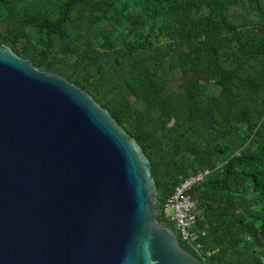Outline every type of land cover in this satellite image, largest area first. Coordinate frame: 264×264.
Segmentation results:
<instances>
[{
	"label": "trees",
	"instance_id": "1",
	"mask_svg": "<svg viewBox=\"0 0 264 264\" xmlns=\"http://www.w3.org/2000/svg\"><path fill=\"white\" fill-rule=\"evenodd\" d=\"M3 44L132 137L159 222L181 176L210 170L191 190L196 238L178 237L183 249L264 264V0H0Z\"/></svg>",
	"mask_w": 264,
	"mask_h": 264
},
{
	"label": "water",
	"instance_id": "2",
	"mask_svg": "<svg viewBox=\"0 0 264 264\" xmlns=\"http://www.w3.org/2000/svg\"><path fill=\"white\" fill-rule=\"evenodd\" d=\"M158 215L151 165L109 112L0 45V264H204Z\"/></svg>",
	"mask_w": 264,
	"mask_h": 264
},
{
	"label": "built area",
	"instance_id": "3",
	"mask_svg": "<svg viewBox=\"0 0 264 264\" xmlns=\"http://www.w3.org/2000/svg\"><path fill=\"white\" fill-rule=\"evenodd\" d=\"M209 171V169H199L194 173L181 176L180 182L174 187L162 207L163 217L175 224L179 238L189 242L191 246H193L192 240L196 238L193 214L196 200L191 194V190L205 178ZM169 207L173 208V214H170ZM198 246L199 243L194 245L195 250Z\"/></svg>",
	"mask_w": 264,
	"mask_h": 264
},
{
	"label": "rangeland",
	"instance_id": "4",
	"mask_svg": "<svg viewBox=\"0 0 264 264\" xmlns=\"http://www.w3.org/2000/svg\"><path fill=\"white\" fill-rule=\"evenodd\" d=\"M211 90H214V88L211 87ZM169 212H170V214H173V212H174L173 208L169 207ZM165 220H168V219H166V218L163 217L162 220H161V223L165 224ZM168 226L171 227L176 232V234H178V231L175 228V224L174 223L173 224H170Z\"/></svg>",
	"mask_w": 264,
	"mask_h": 264
},
{
	"label": "clouds",
	"instance_id": "5",
	"mask_svg": "<svg viewBox=\"0 0 264 264\" xmlns=\"http://www.w3.org/2000/svg\"><path fill=\"white\" fill-rule=\"evenodd\" d=\"M159 216V215H158ZM178 235V234H177ZM179 237V236H178Z\"/></svg>",
	"mask_w": 264,
	"mask_h": 264
}]
</instances>
